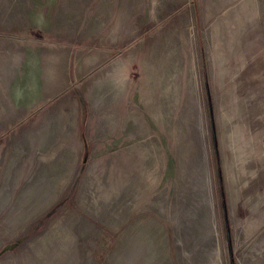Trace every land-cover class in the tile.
I'll use <instances>...</instances> for the list:
<instances>
[{"label":"rangeland","instance_id":"rangeland-1","mask_svg":"<svg viewBox=\"0 0 264 264\" xmlns=\"http://www.w3.org/2000/svg\"><path fill=\"white\" fill-rule=\"evenodd\" d=\"M0 264H264V0H0Z\"/></svg>","mask_w":264,"mask_h":264}]
</instances>
